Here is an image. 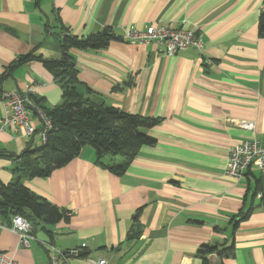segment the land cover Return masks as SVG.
<instances>
[{"label": "crops", "instance_id": "obj_1", "mask_svg": "<svg viewBox=\"0 0 264 264\" xmlns=\"http://www.w3.org/2000/svg\"><path fill=\"white\" fill-rule=\"evenodd\" d=\"M262 6L263 0H0V150L20 155L43 128L35 112L32 137L4 125L6 92L33 88L34 100L62 103L54 70L45 66L62 58L60 29L83 38L104 30L124 37L102 50H73L79 78L109 105L161 120L148 132L156 144L142 146L121 176L101 167L110 155L85 147L49 177L26 182L68 220L55 226L54 245L37 228L24 247L0 218V253L18 264H52L45 249L50 257L61 252V264H204L201 246L234 243L228 258L214 254L211 264H264V197L254 194L264 190V174L256 166L239 181L226 174L236 144L264 145ZM152 24L196 30L204 55L187 49L167 56L156 42L127 38ZM29 54L32 61L9 72ZM12 166L0 158L5 184ZM136 228L141 236L129 240Z\"/></svg>", "mask_w": 264, "mask_h": 264}, {"label": "trees", "instance_id": "obj_2", "mask_svg": "<svg viewBox=\"0 0 264 264\" xmlns=\"http://www.w3.org/2000/svg\"><path fill=\"white\" fill-rule=\"evenodd\" d=\"M58 31L55 34L60 39L62 58L45 62V66L54 70L55 79L62 92V103L51 107L45 99L36 97L34 100L33 97L35 105L51 121L52 127L45 140L40 137L42 145L39 148L29 144L17 157L6 151L0 153V158L11 159L14 164L11 182L5 184L0 180V218L9 220L11 226L13 217L22 216L31 223L33 232L37 228L45 230L49 237L48 245H54L55 226L68 220L67 211L32 191L26 182L34 178L49 177L54 170L76 159L85 147L92 148L100 156L110 155L112 162L102 161L101 167L121 176L142 146L156 144L157 140L148 132L161 121L159 118L130 114L109 105L79 78L76 61L71 55L73 50H102L112 42L124 41V37L117 36L111 30L85 38L62 29ZM258 31L264 38V0ZM34 57L32 54L21 57L17 64L9 67V72L18 65L32 61ZM116 157H120L121 161H114ZM254 194L263 198V188ZM141 234L142 229H133L128 239H138ZM233 251L234 243L220 248L206 244L201 246L198 255L202 257L204 264H211L214 254L223 260Z\"/></svg>", "mask_w": 264, "mask_h": 264}, {"label": "built area", "instance_id": "obj_3", "mask_svg": "<svg viewBox=\"0 0 264 264\" xmlns=\"http://www.w3.org/2000/svg\"><path fill=\"white\" fill-rule=\"evenodd\" d=\"M127 38L141 42H156L160 48L159 53L167 56L177 55L181 51L194 49L204 55L205 40L202 34L196 30L176 29L171 25L152 24L145 31H130ZM204 63L211 65L213 60L203 58ZM33 88L27 91H11L4 94V99L9 107L10 116L4 121V125L9 126L14 131H21L25 136H34L37 129L31 121L33 112L39 117L43 128L40 137L45 140L52 127L51 121L45 117L42 111L33 101ZM253 122L242 123L246 130H254ZM253 166L264 174V145L258 140H246L236 144L231 150L226 174L232 180L239 181L252 169ZM10 232L20 237L24 247L30 246L33 228L29 221L20 215L13 217ZM74 250L71 254H77ZM63 255L56 250L51 256L52 264H61ZM94 264H106V261H93ZM0 264H18V262L8 254L0 253Z\"/></svg>", "mask_w": 264, "mask_h": 264}, {"label": "rangeland", "instance_id": "obj_4", "mask_svg": "<svg viewBox=\"0 0 264 264\" xmlns=\"http://www.w3.org/2000/svg\"><path fill=\"white\" fill-rule=\"evenodd\" d=\"M41 143H42V142H41L40 137H39L38 135H36V136H35L34 143H33L34 148H39V147L42 145ZM3 159H4V158H3ZM6 160H8V159H6ZM8 161H11V159H9ZM11 162H12V161H11ZM12 165H14L13 162H12ZM13 168H14V166H12V167H10V168L7 167L5 170H6V171H12Z\"/></svg>", "mask_w": 264, "mask_h": 264}, {"label": "water", "instance_id": "obj_5", "mask_svg": "<svg viewBox=\"0 0 264 264\" xmlns=\"http://www.w3.org/2000/svg\"><path fill=\"white\" fill-rule=\"evenodd\" d=\"M0 153H3V151H0ZM8 154H12V155L15 156V157L18 156L17 154H13V153H10V152H8ZM44 252H45V254H46V256H47V259H48L49 262L51 263V257H50L49 252L47 251V249H45ZM78 255H79V256H86V255H87V252L80 251V252L78 253Z\"/></svg>", "mask_w": 264, "mask_h": 264}]
</instances>
